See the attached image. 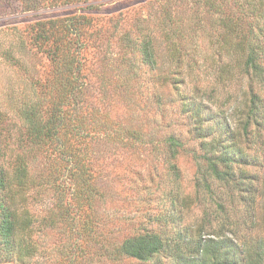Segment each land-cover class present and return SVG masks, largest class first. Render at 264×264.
Wrapping results in <instances>:
<instances>
[{
  "label": "rangeland",
  "instance_id": "obj_1",
  "mask_svg": "<svg viewBox=\"0 0 264 264\" xmlns=\"http://www.w3.org/2000/svg\"><path fill=\"white\" fill-rule=\"evenodd\" d=\"M80 15L85 48L74 29ZM54 31L62 34L58 48ZM147 41L155 62L144 54ZM251 55L261 73L248 72ZM176 69L174 80L184 84L170 81ZM71 82L85 83L86 137L96 151L92 163L99 185L110 196L97 210L108 228L118 227L112 242L123 241L149 216H172L177 222L169 221L167 233L182 229V237L178 232L169 237L177 238L185 253L198 254L194 264H264V0H0L1 108L14 116L23 100L73 94L66 88ZM195 82L202 88L195 98L202 106L201 126L215 139L212 146L221 152L226 145L231 157L226 178L203 163L206 151L200 152L201 140L189 131L198 115L184 113L179 92L194 95ZM12 116L2 127L12 129L11 145L24 131ZM138 132V138L131 135ZM170 136L186 147L176 159L180 183L169 169L165 140ZM28 144L24 139L20 149L29 153L30 180L16 197L28 211L24 216L37 242L24 248L29 264H178L167 251L149 261L100 257L99 237L90 239L72 221H61L65 215L56 206L60 191L64 201L73 202L69 170L83 148L74 145L73 161L67 163ZM55 172L62 175L61 190ZM178 189L180 200L173 205ZM201 237L208 243L198 253ZM210 240L220 242L217 254Z\"/></svg>",
  "mask_w": 264,
  "mask_h": 264
},
{
  "label": "trees",
  "instance_id": "obj_2",
  "mask_svg": "<svg viewBox=\"0 0 264 264\" xmlns=\"http://www.w3.org/2000/svg\"><path fill=\"white\" fill-rule=\"evenodd\" d=\"M82 17L83 16L80 15L76 19L74 24V29L76 30L75 34L81 33L86 28V25L82 26L83 22L81 20L79 21ZM72 29V27H69L71 33L74 32ZM51 34L54 35V44L58 48L62 41V34L60 31H54ZM83 34L86 33H81L78 36L77 42L85 48L83 40L79 39ZM58 35L61 36L60 39L57 37ZM148 45L150 47L149 49ZM152 48L153 44L147 41L144 46V54L149 61L155 62V52ZM175 54V51H173L174 56ZM246 67L249 68V71L247 70L248 72L252 70L253 73H261V65L255 61L253 55L247 58ZM179 73V69H176L174 74L171 73L169 76L170 81L172 80L176 83L184 84V79L174 80L175 75ZM220 77H222V75H220ZM169 78H166L167 81ZM84 84L78 82H71V85L68 84L66 88L73 90V94L63 93L62 95L43 96L31 100H23L17 103L16 107L13 108L15 110L14 116L9 114L8 110H4L0 106V262L29 264L27 257L31 256L24 252V248L27 246L29 248L35 247L36 241L30 231L31 220L26 217L28 216V211L21 208L22 202L19 199L17 200L16 197L17 192H21V188L27 179L30 180L29 153L26 154L20 149L25 139L29 143L28 146L31 148H44L49 159H59L62 162L69 163L73 161L75 157V166H73V168L71 166L69 170L70 178L74 183V190L71 195L73 202L68 200L64 201V196L62 195V191H60L61 197H58L60 203L57 202L56 206L60 210V214L65 215L64 218L60 219L61 221H67V223H71L72 221L75 226L79 227L80 234L87 235L90 239L99 237V248L97 249L99 250L100 257L113 255H115V257L130 256L141 261H149L161 252L167 251L178 264H194V258L198 254L192 251L189 252V254L185 253L183 247L180 246L179 240L173 236L172 238L169 237L174 234V232H178L182 237V229L176 226L174 227L175 231L173 233H167L165 226L169 221L174 223L177 222L176 219H170L172 216L170 218L162 217V219L159 217L153 218L152 216H147L146 222L139 221L138 224H134L133 232L125 237L123 241L119 243L112 242L111 234L115 233L118 227L108 228L107 223L102 219L103 215H101L100 210H97L98 204L102 200L106 201L110 196L109 193L105 191L104 186L102 188L99 185L101 176L99 170L92 163L94 158L92 155L96 153V151L91 150L90 137H86V132H88L85 128L87 115L82 112V109H88L90 104L89 100L82 96V86ZM45 86L47 88L52 87L48 82ZM75 89L78 91L77 93H75ZM200 91H202L201 85L195 82L193 89L194 95L185 94L183 90L179 92V94L184 97L182 102L185 105L183 111L184 113L188 112L190 115H198L197 118L200 124L196 119V121L191 123L192 126L189 131L192 137L201 140L200 152L202 153L203 150L206 151L202 157L200 156L206 161L203 163L208 165L211 172L217 177L226 178L225 176H228L230 171L229 163L231 157L228 154L226 145H223L226 150L221 152L217 150V146H212V142H214L215 139H213V137L209 139V132L203 128L204 126H201L204 125L202 123V116H200L202 106L195 100ZM254 99L255 95L251 97L252 102ZM252 106L253 105L250 107ZM256 111L257 107H255V110L254 108H250V113L244 125V132H246L250 124L251 120L249 117L252 118L253 113H256ZM10 116H12L13 119L17 117L20 121L21 128H24V131L20 130L19 143L15 142L17 144L14 143L13 145L8 142L13 136L12 129L7 125L4 131L2 129L4 126L3 123L7 122ZM82 129L84 134L82 133ZM131 135L138 138L139 132L138 135ZM165 143H167L166 145L168 147L167 153L170 160L169 169L173 171L172 175L174 181L180 183V173L179 167L176 164V159L178 158L179 151L185 150L186 147H184V143L181 139L176 136H170L165 140ZM74 145H79L78 147L83 148V151H81V154L75 155L71 160L70 158ZM208 146H210V148ZM220 164H224L226 169L220 168ZM66 165L69 166V164ZM99 169L101 170L100 165ZM61 177L62 175L60 172L58 175L57 172H55L53 177L55 180L54 183L58 184L57 188L59 190H61L62 186L60 181ZM206 186L209 187V184L206 183ZM180 193L179 190V192L172 197L173 205H176V202L180 200ZM181 205L183 206V202ZM72 211L74 214H72ZM172 213L175 214V212ZM45 218L54 223L56 222V218L53 216H45ZM154 220L158 221L160 224L155 226ZM161 221L164 223L163 226ZM25 224L28 225L25 226ZM186 237L189 238L188 233H186ZM210 241H212L210 243L211 250L217 254L221 248L220 242L218 241L216 243L213 240ZM207 243V239L202 237L196 242L198 253L200 251L202 253L204 252ZM233 246L230 245V247ZM70 263H72V261H70Z\"/></svg>",
  "mask_w": 264,
  "mask_h": 264
}]
</instances>
